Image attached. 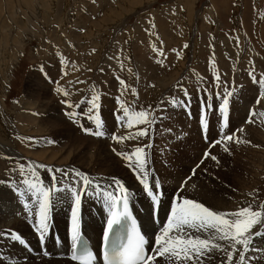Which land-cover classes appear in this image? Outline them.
Listing matches in <instances>:
<instances>
[{"label":"rangeland","instance_id":"obj_1","mask_svg":"<svg viewBox=\"0 0 264 264\" xmlns=\"http://www.w3.org/2000/svg\"><path fill=\"white\" fill-rule=\"evenodd\" d=\"M262 13L264 0H0V264L67 261L64 259L66 255L69 257L70 245L61 252L60 236L66 235L65 240L70 238L67 233H58L55 229L53 213L58 203L53 205L49 234L42 246L11 185L13 182L19 184L22 179L20 164L26 168L29 164L46 165V168L37 169L46 186H50L47 168L57 167L82 171L103 184L112 173L110 155L116 158L111 151V146L115 145L110 140L111 133L134 131L119 128L115 121L119 112L115 99L120 95V79L137 90L136 109L152 106V114L157 117L149 126L148 138L144 141L152 143L147 151L148 168L153 178L164 182L172 177H160L162 170L182 177L190 163L208 159L198 171L197 179L204 186L203 195L195 197L198 202L219 211H234L245 206L246 201L258 207L264 201V123L261 122L264 115H260L264 112V99L256 103L259 86L252 82L248 72L254 69L257 77L264 73ZM185 44L188 47L185 48ZM153 45L159 55L153 51ZM60 56L69 63L61 65ZM210 60L215 62L223 87L231 90L242 86L232 97L234 106H231L229 127L235 135L227 144L228 152L223 150L224 144H215L221 135L217 122L219 113L213 114L211 110L205 113L210 118L206 131L199 124L202 102L209 94L215 96L217 91L214 84H209ZM69 80L80 90L73 91L69 97L74 102H79L81 93L85 100L91 98L93 88L100 95L99 112L106 122L104 137L86 135L78 126L83 122L87 127H95L86 118V103L83 105L85 115L76 123L64 115L68 109L60 102L64 97L55 91V82L59 81L68 89ZM78 80L83 83H76ZM178 85L188 90L189 106L181 103L176 108L155 109L157 101L170 94L186 101ZM201 87H204L203 92ZM130 88L124 98H130ZM50 107L53 111L47 110ZM249 111L255 113L251 123L248 122ZM28 120L32 121L31 137L43 135L40 140L25 139L19 147H13L10 141L24 137ZM49 140L53 142L48 143ZM135 144L136 141H129L123 146L130 151ZM37 148L44 152L42 160L30 156L34 151L31 149ZM205 151L217 156L219 164L211 155L205 158ZM50 155L54 158L47 164L43 158ZM125 168L130 172V168ZM56 175L59 179L60 174ZM196 176L192 175L190 180ZM179 187L169 189L180 193ZM211 188L213 202L208 193ZM188 189L182 190L183 194L194 196L199 188ZM140 191L139 198L148 202ZM253 192L255 197L250 195ZM133 198L132 201L136 200L135 196ZM254 228L264 232L260 225ZM13 231L25 240V245L10 238ZM30 243H36L34 248ZM91 245L97 249L98 244ZM252 245L264 249V238L253 236ZM249 255L252 264H264V251ZM222 258L216 254L211 264H220Z\"/></svg>","mask_w":264,"mask_h":264},{"label":"snow or ice","instance_id":"obj_2","mask_svg":"<svg viewBox=\"0 0 264 264\" xmlns=\"http://www.w3.org/2000/svg\"><path fill=\"white\" fill-rule=\"evenodd\" d=\"M149 23L151 24V21ZM151 26L155 27L154 24ZM236 43L239 46L238 40ZM184 47L188 45L185 44ZM92 51L94 52L95 49ZM153 51L159 55L155 45H153ZM59 62L61 65L69 63L63 56H60ZM157 62L162 64V61ZM249 63L251 64V61ZM209 65L212 67L209 84H214L217 91L215 96L209 94L202 102L199 124L201 129L206 131L210 118L205 113L209 110L213 114L219 113L217 122L220 124L221 135L215 144H224L223 150L228 152L227 144L235 135L229 127L231 106H234L232 97L242 89V86L231 90L223 87L215 62L210 60ZM73 68H75L74 64ZM61 71L63 72V69ZM64 74L67 75V73ZM248 76L254 84L259 86V96L256 97V103L259 104L264 99V73L257 77L253 69L248 72ZM55 83V91L64 97L60 102L68 109L64 115L76 123L78 118L85 115L83 105L86 103L88 106L86 118L93 122L95 127H87L83 123L78 126L86 134L104 137L106 122L101 119L99 112L101 97L95 89H92L91 98L85 100L81 93L79 102H74L69 97L72 96L73 91L80 90L74 88L72 81H67L68 89L62 87L59 81ZM76 83L82 84L83 81L78 80ZM119 84L120 95L115 99L119 112L115 115V121L121 129H134V131H127L126 134L112 132L110 138L117 144H123L125 141H136V144L130 151L117 150L116 147H112L111 151L133 171L135 180L142 186V192L149 200L148 225L144 228L138 225L130 209L133 193L129 191L122 179L115 175L101 184L100 181L90 179L86 173L76 169L65 171L59 167L54 170L47 168L50 186H46L37 171L38 168H46V165L29 164L26 168L24 164H20L19 175L22 179L19 184L13 182L11 188L16 193L29 222L33 224L41 245H44L45 237L49 234V219L54 203H64L68 200L70 202L68 236L71 240V259L78 261L79 264H95L96 256L81 231L82 197L88 195L102 203L105 213L101 246L103 264H211V259L216 254L223 257L220 264H252L249 253L264 251L252 245L253 236L264 238V232L256 231L254 228L256 225L264 227V201H261L258 207H255L254 202L246 201L245 206H239L234 211H219L205 206L196 199L177 193L168 197L165 218L161 220L160 206L165 205V193L161 180L153 178L148 168L147 150L152 147V143L151 141L144 143L148 138L149 126L156 121L157 117L152 114V106L140 107L137 110L136 105L139 103L137 90L126 85L123 79L119 80ZM152 86L149 85V87ZM129 88L130 98H124ZM178 88L186 101L170 94L157 101L155 109L163 111L164 107L176 108L180 107L181 103L188 107L187 101L191 100L188 90L182 85H178ZM200 91L203 92L204 87H201ZM248 115V122L251 123V117L255 113L249 111ZM260 115H264V112ZM261 122L264 123V121ZM52 142L48 141V143ZM209 155L208 151L203 153L205 158ZM211 159L216 161L217 165L219 164L217 156L211 155ZM199 167L200 164H196L195 168ZM195 168L192 170L193 175ZM11 171L15 172L16 169ZM56 173L60 174L59 179ZM187 179L190 177H186L185 181L180 183L181 190L186 189ZM250 195L255 197L256 194L253 192ZM10 238L21 245L26 243L15 231L10 233ZM158 257H162L163 261L158 260Z\"/></svg>","mask_w":264,"mask_h":264},{"label":"bare ground","instance_id":"obj_3","mask_svg":"<svg viewBox=\"0 0 264 264\" xmlns=\"http://www.w3.org/2000/svg\"><path fill=\"white\" fill-rule=\"evenodd\" d=\"M100 2V1H99ZM102 2V1H101ZM102 4V3H101ZM136 50V49H135ZM52 52V51H51ZM77 60V59H76ZM66 67V66H65ZM71 71V70H70ZM64 77V76H63ZM47 86V85H46ZM47 89V88H46ZM87 89V88H86ZM113 91V90H112ZM29 92V91H28ZM25 95V94H24ZM36 98V97H35ZM44 100V99H43ZM250 102V101H249ZM43 103V102H42ZM46 103V102H45ZM49 105V104H48ZM51 105V104H50ZM42 106V105H41ZM45 106V104H44ZM47 106V105H46ZM110 106V105H109ZM48 107V106H47ZM87 107V106H86ZM114 107V106H113ZM45 108V107H44ZM85 108V107H84ZM115 108V107H114ZM248 108V107H247ZM29 109V108H28ZM46 109V108H45ZM112 109V108H111ZM47 110L49 111H53L52 108H47ZM107 110V109H106ZM240 111V109L238 110ZM55 112V111H54ZM52 113V112H51ZM118 113V111H117ZM61 114V113H60ZM26 115V114H25ZM64 117V116H63ZM114 117V116H113ZM30 119V117H29ZM110 119V118H109ZM25 120H27L25 118ZM68 120V119H67ZM56 121V120H55ZM54 121V122H55ZM84 121V119H83ZM68 123V122H66ZM83 123V122H82ZM85 123V122H84ZM113 123V122H112ZM56 124V123H54ZM69 124V123H68ZM53 126V125H52ZM158 126V125H157ZM55 127V126H54ZM75 127V126H74ZM31 128H32V121L28 120L26 121V124H25V131H24V134L22 138L19 139V141H16L15 139H13L12 141H10V144L13 146V147H19V143L21 142H25V139L26 140H35V139H39L41 138V136L43 135L42 133H39L37 136H33L31 137L30 135V131H31ZM62 128V127H61ZM71 128V127H70ZM120 128V127H119ZM117 129V127H116ZM40 130V128H39ZM75 130V129H74ZM72 131V130H71ZM43 132V130H42ZM118 132V131H117ZM80 133V132H79ZM125 133V132H124ZM73 135L75 134L74 132L72 133ZM87 135V134H86ZM1 136V135H0ZM77 136L80 138L81 135L78 134L77 132ZM83 136V135H82ZM4 137V136H3ZM29 137V138H27ZM31 137V138H30ZM91 137V136H90ZM89 138V137H88ZM1 139V138H0ZM6 139V138H5ZM4 139V140H5ZM61 139V137H60ZM63 139V138H62ZM78 140V138H76ZM75 139V140H76ZM3 140V141H4ZM7 140V139H6ZM29 140V141H30ZM40 140V139H39ZM64 140H67L64 138ZM70 140V139H69ZM80 140V139H79ZM78 140V141H79ZM88 140V139H87ZM111 140V139H110ZM109 140V141H110ZM62 141V140H61ZM95 141V140H94ZM93 141V142H94ZM112 141V140H111ZM110 141V142H111ZM201 141V140H200ZM82 142V140L80 141ZM98 142V141H97ZM108 142V141H107ZM129 141H125L123 144L127 143ZM39 143V142H38ZM100 143V142H99ZM115 144L117 145L118 147L117 150H125V151H129L128 148H125V146H122L121 147L119 144H117L116 142H113L112 141V144ZM33 144V143H32ZM31 144V146H32ZM37 144V143H36ZM88 144V143H87ZM95 144V143H94ZM93 144V145H94ZM107 144V143H106ZM114 146H111V147H115ZM205 146V145H204ZM207 146V145H206ZM21 147V146H20ZM101 147V146H100ZM108 147V146H107ZM110 147V148H111ZM128 147V146H127ZM131 147V146H130ZM173 148H175L174 146H172ZM89 148V147H88ZM109 148V147H108ZM203 148V147H202ZM205 148V147H204ZM24 149V148H23ZM41 149V148H40ZM196 149V148H195ZM31 150H34L33 151V154H31L30 156H33V158H36V159H40L42 160V155L44 152L40 151L38 148L35 150V149H31ZM110 150V149H109ZM213 150V149H212ZM52 151V150H51ZM99 151V150H98ZM200 151V150H199ZM57 152V151H56ZM202 152V150H201ZM26 153V152H25ZM105 153V152H104ZM214 153L215 150H214ZM54 154V153H53ZM99 154V153H97ZM197 155V153H195ZM46 155V154H45ZM81 155V154H80ZM103 155V154H102ZM105 155V154H104ZM202 155V154H201ZM210 155H211V152H210ZM101 156V155H100ZM111 158H110V162H112V173H111V176L115 175L117 176L118 178H121L122 181L125 183V185L129 188V191L131 193H133V197L135 196V199L134 201L130 200V206H131V209L133 211V213L137 216V220H138V223H139V226H141L142 228L146 227L148 225V218H149V200L148 202L144 201L142 198H139L140 196V190H142V186H140L138 184V181L135 180V175L133 173V171L130 169V172H132V175L130 174L129 169L125 168V162L122 161L121 158L117 157L115 158V156H113L112 154L110 155ZM67 157V156H66ZM199 157V156H198ZM210 157V156H209ZM54 158V155H50L46 158H43L45 159L46 163L48 161H52ZM56 158V157H55ZM62 158V156H61ZM208 158V157H207ZM63 159V158H62ZM104 160V159H103ZM151 160V159H150ZM207 160L204 161L203 163H199L198 160H195L193 161L192 163L189 164V166L186 168V174H184V176L182 175V177L178 174L176 176H174L172 174L171 171H166V170H162L159 174L160 177H163V178H166L164 175L166 176H172L170 179L166 178V180H164V182L161 180L162 184H167L166 186L163 185V191L165 193V205H162L160 206V218H163L164 217V212H165V207L168 206V197L169 196H174L177 194V192H172L171 190H174L175 188H177L180 183L182 181H185V178L186 177H191L193 175V172L191 170H193L196 166V164H200V167L199 168H195V174L194 175H197L193 180L191 179H187L186 181V189L190 190V189H193V188H199L198 190H196L194 192V196H191V195H185L183 194L182 190H180L183 195L187 196V198H193L195 199V197L197 195H200L201 196L203 195V192H204V186H203V182L201 181H198L197 177H198V171L204 167V165L207 164ZM44 161V160H43ZM60 161V160H59ZM90 161H92L90 159ZM106 161V160H105ZM61 162V161H60ZM73 163V162H72ZM89 163V161H88ZM92 163V162H91ZM153 163V162H152ZM48 164V163H47ZM87 164V163H86ZM90 164V163H89ZM110 165V163H109ZM111 167V166H110ZM127 167V166H126ZM108 169V168H107ZM156 169V168H155ZM97 171V170H96ZM160 171V170H159ZM158 172V170H157ZM192 172V173H191ZM200 172V171H199ZM104 173V171L102 172ZM106 173V172H105ZM110 174V173H108ZM100 175V173H99ZM101 176H105L104 174H101ZM108 176V175H107ZM107 177L108 179L111 177ZM100 177V176H99ZM101 177V178H102ZM100 178V179H101ZM99 179V178H98ZM104 179V178H103ZM102 179V180H103ZM106 180V179H105ZM209 181V180H208ZM214 187V186H213ZM171 190H170V189ZM180 188V187H179ZM210 188V187H209ZM215 188V187H214ZM185 189V190H186ZM207 189V188H206ZM212 189V188H211ZM216 189V188H215ZM217 190H218V187H217ZM216 190V191H217ZM207 191V190H206ZM213 189L208 193H210V196L212 195L211 193H213ZM217 195V193H216ZM207 196V195H206ZM209 198H212V202L214 201V197L213 195ZM224 196V195H223ZM133 197H131V199H134ZM146 197V194L143 193V198ZM217 197V196H216ZM232 197V196H231ZM17 198V197H16ZM147 198V197H146ZM223 198V197H222ZM221 198V199H222ZM148 199V198H147ZM167 200V201H166ZM198 200V199H197ZM211 200V199H210ZM223 200V199H222ZM82 208H81V214H82V229L81 231L83 232V234L86 236V238L88 239L89 243L91 244H98L97 246V250H99V246L101 245L102 243V237L101 234L103 235V226H104V222H105V213H104V210H103V205L100 201H98L95 197H90L88 195H84L82 197ZM134 202V203H133ZM221 202V201H220ZM133 203V204H132ZM218 203V202H217ZM21 208V207H20ZM5 209V208H4ZM55 211L53 213V216L55 217L56 221H55V229L58 233L60 232H63L64 234L67 233L68 234V221H69V216H70V202L68 200H66L62 205L58 203V205H56L54 207ZM233 209V208H232ZM10 212V211H9ZM8 212V214H9ZM52 215V211H51V214L50 216ZM165 218V217H164ZM163 218V219H164ZM161 219V220H163ZM19 224V223H18ZM12 226V225H11ZM20 227V226H19ZM15 228V227H14ZM22 228V227H21ZM23 231V230H22ZM66 236V235H65ZM65 236H60L62 238V242H63V250H61V252H64V247L66 249V246L70 245V249H69V257L71 255V240L70 239H66L65 240ZM153 241H154V235H153ZM31 244V243H30ZM36 244V243H35ZM35 244H31L32 247L34 248ZM95 248V247H94ZM55 251H57L55 249ZM150 251V250H149ZM67 257H65L64 260H67L65 261V263H59V264H79L77 263L76 261L72 262L71 259ZM159 260H162V257L159 259ZM68 261L72 262V263H68ZM212 264H216V263H212Z\"/></svg>","mask_w":264,"mask_h":264}]
</instances>
